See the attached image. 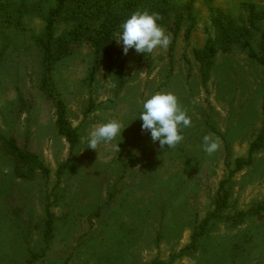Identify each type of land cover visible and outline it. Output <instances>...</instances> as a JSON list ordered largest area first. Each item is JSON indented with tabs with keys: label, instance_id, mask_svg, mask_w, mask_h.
<instances>
[{
	"label": "rangeland",
	"instance_id": "374dc122",
	"mask_svg": "<svg viewBox=\"0 0 264 264\" xmlns=\"http://www.w3.org/2000/svg\"><path fill=\"white\" fill-rule=\"evenodd\" d=\"M174 2L181 27L176 11L158 21L167 49L124 55L116 34L98 49L90 33L47 80L40 45L55 1L0 0V264H264V146L250 153L264 143V0ZM76 24L58 20L55 37ZM209 44L205 78L197 53ZM45 80L79 136L73 149ZM157 92L192 121L171 149L137 120ZM112 120L122 135L88 149V132ZM10 139L48 173L19 166Z\"/></svg>",
	"mask_w": 264,
	"mask_h": 264
},
{
	"label": "trees",
	"instance_id": "16d2710c",
	"mask_svg": "<svg viewBox=\"0 0 264 264\" xmlns=\"http://www.w3.org/2000/svg\"><path fill=\"white\" fill-rule=\"evenodd\" d=\"M56 7L47 17L46 33L41 42L43 51V64L46 66V79L54 63L60 58L70 54L72 45L87 38L90 33L93 44L96 48L101 49L110 43L114 35L120 30L122 22L136 11H147L157 13L159 17L164 18L171 12L176 11L174 0H54ZM192 3L187 5L188 12L192 10ZM177 12V19L174 25L181 27L183 22V13ZM60 19H68L76 24V28L60 38L55 37V25ZM215 49L212 44L207 45L204 51L198 52L197 57L203 65L202 73L205 78L209 76L210 69L214 61ZM264 65V60H261ZM47 80L44 81L43 90L48 98L55 101L57 109V129L59 135L66 139L73 149L79 141L76 130L72 129L67 116L66 106L61 100H56L53 91L46 87ZM9 150L14 156L16 163L20 166L22 163H30L44 170H48L38 157L19 148L14 139L8 141ZM264 146L263 137L261 136L257 143L252 146L250 153ZM248 162L244 160L237 161V170L242 169ZM226 208L223 199L218 200L217 211ZM256 213L264 211V207H259ZM48 226H52L51 215H48Z\"/></svg>",
	"mask_w": 264,
	"mask_h": 264
},
{
	"label": "clouds",
	"instance_id": "9594fccd",
	"mask_svg": "<svg viewBox=\"0 0 264 264\" xmlns=\"http://www.w3.org/2000/svg\"><path fill=\"white\" fill-rule=\"evenodd\" d=\"M159 14L147 11H136L120 25V30L113 40L122 46L124 55L134 50L137 54H152L157 49H167L170 36L160 26ZM141 130L150 135L153 143L163 149L175 147L183 137V130L191 127L192 121L184 110L178 97L170 92H157L147 98L139 113ZM122 125L112 120L94 126L87 134L88 149L97 150L98 146L108 143L122 135ZM219 149V141L214 135H205L202 140V150L211 156Z\"/></svg>",
	"mask_w": 264,
	"mask_h": 264
}]
</instances>
